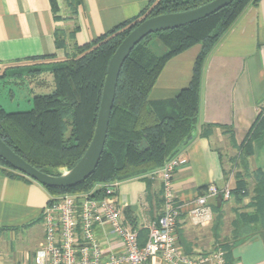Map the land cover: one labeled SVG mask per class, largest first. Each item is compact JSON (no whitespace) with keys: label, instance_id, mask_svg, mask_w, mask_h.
<instances>
[{"label":"crops","instance_id":"1","mask_svg":"<svg viewBox=\"0 0 264 264\" xmlns=\"http://www.w3.org/2000/svg\"><path fill=\"white\" fill-rule=\"evenodd\" d=\"M73 1L0 0V65L26 64L47 57L61 60L68 49L60 46V32L73 34L69 42L72 48L84 46L138 16L152 0H79L75 7ZM153 43L165 48L159 39ZM201 49L195 45L164 66L148 99L158 115L176 113L175 100L190 86ZM263 101L264 0H259L247 8L209 56L195 130L175 156L184 160L172 179L181 210L177 241L181 252L197 264H214V237L212 232H204L207 229H197L208 226L195 225L190 211L212 185L234 190L232 162L243 150L258 118L264 116L259 114ZM261 136L255 145H262L260 156L264 158V132ZM259 167L264 170V161ZM9 173L0 166V264H34L35 253L45 240L43 216L52 196L37 181ZM116 182V200L126 225L145 231V226L162 216L163 183L157 176ZM224 201L208 197L213 214ZM198 233L202 237L196 236ZM98 234L105 240L100 230ZM108 239L121 249L115 239ZM180 241L198 245L191 249ZM226 258L227 264H264V235H245L231 246ZM147 264L165 263L157 256Z\"/></svg>","mask_w":264,"mask_h":264},{"label":"trees","instance_id":"2","mask_svg":"<svg viewBox=\"0 0 264 264\" xmlns=\"http://www.w3.org/2000/svg\"><path fill=\"white\" fill-rule=\"evenodd\" d=\"M211 1L152 0L138 16L78 47L74 56H67L62 65L45 72L36 70L27 74L33 106L29 110L13 112L0 106V138L42 172L59 175L60 170L73 168L93 139L108 65L123 40L148 18L192 10ZM258 1L235 0L205 19L180 29L151 34L141 41L121 70L108 139L97 169L86 181L73 187L44 186L51 196L83 194L91 192L98 184L145 176L161 168L167 159L174 158L179 147L191 138L195 130L200 114L202 76L209 56L247 8ZM78 3L79 0H74V7ZM156 39L166 48L161 56L151 50ZM195 45L202 49L190 86L175 100L176 113L158 115L148 99L164 66L171 58ZM44 60L57 59L38 58L27 63ZM3 79L4 76H0V80ZM15 83L18 84L17 81ZM263 132L264 116H260L243 151ZM143 141L147 145L145 149H141ZM0 166L9 169L11 176L29 178L14 170L1 157ZM260 179L262 182L257 188L254 207L261 218L264 233L263 172ZM240 193L242 191L238 190L234 194ZM147 240L148 231L140 230L139 244L143 246Z\"/></svg>","mask_w":264,"mask_h":264},{"label":"built area","instance_id":"3","mask_svg":"<svg viewBox=\"0 0 264 264\" xmlns=\"http://www.w3.org/2000/svg\"><path fill=\"white\" fill-rule=\"evenodd\" d=\"M259 114L264 115V101ZM183 161L182 157H174L154 175L163 183L164 211L161 217L145 226L148 231L145 245L139 244L140 230L123 221L115 181L98 184L83 194L50 197L43 216L46 236L35 253L34 264H147L157 256L165 264H197L181 252L177 241L181 210L176 204L172 179ZM231 196L229 187H208L207 194L199 196L190 211L193 223L212 224L214 214L208 197L228 201ZM98 230L105 240H101ZM108 238L115 239L121 249ZM211 258L214 264H226L223 250L215 251Z\"/></svg>","mask_w":264,"mask_h":264},{"label":"rangeland","instance_id":"4","mask_svg":"<svg viewBox=\"0 0 264 264\" xmlns=\"http://www.w3.org/2000/svg\"><path fill=\"white\" fill-rule=\"evenodd\" d=\"M72 38V33H59L60 46L68 49V53L61 60H44L36 63L12 66L0 65V76H4V79L0 80V106L11 112L31 109L33 106V98L31 96V87L27 80V74L36 70L39 72L51 70V68L55 66L62 65L67 56L72 58L78 48L77 46L72 48V46L69 45ZM151 50L155 51L159 56L166 52L165 48L161 46L158 47L156 43L151 44ZM43 74L46 75L48 73ZM15 81L20 85L16 84ZM11 91L14 92V95L11 94ZM260 138L249 142L246 150L240 151L238 157L232 162L231 173L233 174L234 190L230 200L227 202L224 201V203L215 207L212 224L205 228H197L198 230L207 229L204 231L206 234L212 232L214 237L212 252L218 250L227 252L236 241L244 238L245 235L248 236L253 233H262L264 235L262 225H260L261 218L254 207L256 204L255 199L257 198V188L262 182L260 174L261 172L264 174V170L259 167L264 161V158H262L263 156H260V151L263 147L262 145L260 147H256L255 145L260 142L263 137L261 136ZM145 148H147V145L146 142L143 141L141 149ZM250 156L252 158H250ZM171 158L167 159L165 164L171 160ZM256 162L257 165L255 164ZM161 168L156 169L148 175H155ZM257 179H259V182ZM238 190H241L242 193L234 194ZM196 236L202 237L200 233L196 234ZM180 244L186 247L188 245L191 249H195L196 245H198L193 241L188 243L180 241Z\"/></svg>","mask_w":264,"mask_h":264},{"label":"water","instance_id":"5","mask_svg":"<svg viewBox=\"0 0 264 264\" xmlns=\"http://www.w3.org/2000/svg\"><path fill=\"white\" fill-rule=\"evenodd\" d=\"M234 1L213 0L192 10L154 16L146 19L131 31L109 62L93 139L83 157L73 168L64 170L59 175L42 172L18 155L1 138L0 157L14 170L43 186L68 188L86 181L97 169L104 153L119 77L133 49L151 34L180 29L193 24L228 7Z\"/></svg>","mask_w":264,"mask_h":264}]
</instances>
